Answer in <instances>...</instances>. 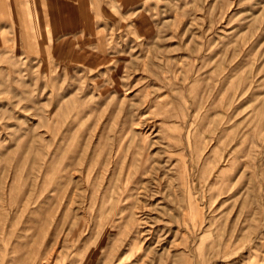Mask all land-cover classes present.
<instances>
[{"label": "rangeland", "instance_id": "1", "mask_svg": "<svg viewBox=\"0 0 264 264\" xmlns=\"http://www.w3.org/2000/svg\"><path fill=\"white\" fill-rule=\"evenodd\" d=\"M0 264H264V0H0Z\"/></svg>", "mask_w": 264, "mask_h": 264}]
</instances>
